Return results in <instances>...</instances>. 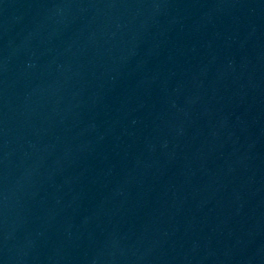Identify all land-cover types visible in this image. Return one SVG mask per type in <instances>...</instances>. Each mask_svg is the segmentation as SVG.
Segmentation results:
<instances>
[{
	"label": "water",
	"instance_id": "obj_1",
	"mask_svg": "<svg viewBox=\"0 0 264 264\" xmlns=\"http://www.w3.org/2000/svg\"><path fill=\"white\" fill-rule=\"evenodd\" d=\"M0 264H264V0H0Z\"/></svg>",
	"mask_w": 264,
	"mask_h": 264
}]
</instances>
